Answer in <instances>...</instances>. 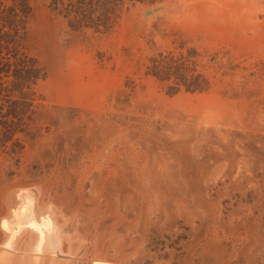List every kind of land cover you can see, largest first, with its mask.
<instances>
[{
    "label": "rangeland",
    "instance_id": "obj_1",
    "mask_svg": "<svg viewBox=\"0 0 264 264\" xmlns=\"http://www.w3.org/2000/svg\"><path fill=\"white\" fill-rule=\"evenodd\" d=\"M154 1L96 31L31 0L48 76L24 147L0 151V218L41 186L87 238L61 243L75 264H264V0ZM171 57L198 90L150 73Z\"/></svg>",
    "mask_w": 264,
    "mask_h": 264
},
{
    "label": "trees",
    "instance_id": "obj_2",
    "mask_svg": "<svg viewBox=\"0 0 264 264\" xmlns=\"http://www.w3.org/2000/svg\"><path fill=\"white\" fill-rule=\"evenodd\" d=\"M135 1L154 0H50L52 10L63 15L73 29L94 28L110 31ZM128 3L127 6L125 4ZM125 6V7H124ZM103 9V16L96 17ZM33 11L31 0H0V151L9 147H24L21 135L36 114L41 103L39 84L48 76L38 58L24 47L28 20ZM150 73L162 80L173 78L170 89L198 90L201 86L189 79L181 62L173 57L154 59ZM176 69L175 72H172Z\"/></svg>",
    "mask_w": 264,
    "mask_h": 264
},
{
    "label": "water",
    "instance_id": "obj_3",
    "mask_svg": "<svg viewBox=\"0 0 264 264\" xmlns=\"http://www.w3.org/2000/svg\"><path fill=\"white\" fill-rule=\"evenodd\" d=\"M39 192L38 186H32L15 189L10 194L9 214L0 218V228L6 235L5 240L0 244V264H13L14 256L19 252L17 241L27 229H31L39 235V238H43L44 243L47 238L51 239V232L54 233L55 238L61 228L66 226L57 223L60 210L49 205L50 214L46 215L43 209L38 207ZM68 224L73 226V222ZM57 245L60 251L61 241Z\"/></svg>",
    "mask_w": 264,
    "mask_h": 264
},
{
    "label": "bare ground",
    "instance_id": "obj_4",
    "mask_svg": "<svg viewBox=\"0 0 264 264\" xmlns=\"http://www.w3.org/2000/svg\"><path fill=\"white\" fill-rule=\"evenodd\" d=\"M38 188L40 190L39 198H38V207L40 209H43V211L45 212L44 214L46 215L50 214L48 212L49 211L48 206L51 204V202H48V203L44 202L43 189L41 186H39ZM8 199H10V195ZM72 218L76 219L75 216H67L66 214L62 213L60 217V221L59 222L57 221L58 224L66 225V226H63L60 231L61 233L66 234L65 236L62 237V240H61V243L63 244L62 248L64 250V254L69 251L73 254L79 253L78 252L79 247H81L84 244V242H86L87 240L84 234L80 233L78 230L73 231L72 228L74 227H70L68 223L72 222L73 220ZM26 231L23 232V234L17 241V248L22 249L25 252L23 254L19 253L16 256H14L15 259H13V264H75L73 260L66 259V258L63 259V257L62 258L59 257V255H63L62 254L63 252L59 251L57 241L54 238V236L50 235L51 239L47 238L43 243L44 239L39 238V235L34 233L31 229H27ZM5 238H6V235H5ZM74 241H78V244H75ZM39 255L41 256L39 257ZM94 263L95 264H117L114 261L106 260L100 257L99 258L95 257L89 262V264H94Z\"/></svg>",
    "mask_w": 264,
    "mask_h": 264
}]
</instances>
